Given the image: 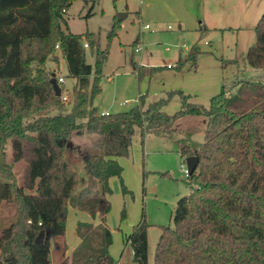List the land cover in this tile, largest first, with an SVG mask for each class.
Returning <instances> with one entry per match:
<instances>
[{"label": "trees", "instance_id": "obj_1", "mask_svg": "<svg viewBox=\"0 0 264 264\" xmlns=\"http://www.w3.org/2000/svg\"><path fill=\"white\" fill-rule=\"evenodd\" d=\"M69 5L70 0H0V202L10 204L14 216L0 233V264H50L53 240L57 264H114L105 215L108 180L120 178L117 158L129 154L135 129L140 143L145 133L170 137L183 115L205 118L202 143L179 148L181 157L195 155L197 162L185 179L188 193L175 201L172 225L160 227L152 263L264 264V10L242 63L228 61L233 71L206 107L177 91L179 108L168 114L163 107L169 91L147 103L138 96L127 110L103 113L93 98L107 44L100 48L92 33L61 29ZM53 48L74 78L64 99L54 96L42 67ZM197 53L191 46L187 58L171 67L179 69L186 60L194 65ZM55 81L61 93L62 83ZM44 108L57 112L34 116ZM73 139L87 140L89 149L81 150ZM73 155L85 177L67 159ZM18 160L24 162L20 183L13 170ZM121 190L126 191L122 184ZM67 206L98 222H75L79 241L65 256ZM146 226L141 218L122 237L132 264H147Z\"/></svg>", "mask_w": 264, "mask_h": 264}, {"label": "rangeland", "instance_id": "obj_2", "mask_svg": "<svg viewBox=\"0 0 264 264\" xmlns=\"http://www.w3.org/2000/svg\"><path fill=\"white\" fill-rule=\"evenodd\" d=\"M225 2L222 11L215 15L216 26L223 29L202 30L199 19L186 16L184 11L181 12L182 22L177 21V0H70L63 13L65 22L60 25L61 29L76 34L92 33L100 48L107 44V55L98 80L100 90L93 98L97 110L108 113L124 111L137 103L138 96L147 103L164 97L169 91L171 95L163 107L168 114L179 108L177 91L188 94L190 101L206 107L210 96L220 91L221 83L233 71L234 66L228 61L237 60L241 64L254 39V32L248 27L240 30L227 27L231 24L246 26L250 24L246 17L254 18L257 14L259 18L264 10V0ZM118 13L124 14L119 20ZM178 23L180 29L177 28ZM144 24L148 28H143ZM136 46L138 49L135 51ZM191 46L198 50L194 65L186 60L179 69L164 67L169 62L177 63L178 58L180 61L186 59ZM84 51L85 61L92 65L90 51L87 47ZM53 55H56V60H53ZM223 62L224 66L221 65ZM42 67L54 79H63L61 96L71 90L74 78L68 75L57 49H52ZM67 107L64 104L62 111H67ZM55 112L56 109L44 108L34 116ZM204 120L199 115L179 116L173 123L176 130L170 137L145 133L142 143L138 129L134 130L129 154L117 158L121 166L120 178L112 176L108 180L109 210L105 215V225L111 236L107 251L114 264H132L130 247L123 244L122 237L141 218L147 225L146 262L153 264L152 255L160 227L172 225L175 201L188 193L186 176L180 166L184 157L178 154V147L182 144L197 149L201 145ZM73 141L81 150L89 149L87 140ZM6 158H10L9 149ZM67 159L78 176L85 177L80 158L73 155ZM23 167L22 160L13 163L19 183ZM121 184L125 192H122ZM68 209L73 212H68ZM122 210L123 216L120 217ZM81 215L80 211L66 207L63 237L67 255L77 239L74 225L81 221ZM13 219L10 204L1 201L0 233ZM54 245L53 240L49 245L50 264L58 263Z\"/></svg>", "mask_w": 264, "mask_h": 264}, {"label": "crops", "instance_id": "obj_3", "mask_svg": "<svg viewBox=\"0 0 264 264\" xmlns=\"http://www.w3.org/2000/svg\"><path fill=\"white\" fill-rule=\"evenodd\" d=\"M178 3H177V21H179L180 23L182 22V19H184L182 16H181V12L184 11L185 12V15L188 16V17H196L199 19V23H201V29L202 30H217V29H223V28H220V27H217L216 25V14L219 13L220 11H222V6L223 4H225V0L224 2H220L219 0V3L211 0V2L209 3L207 0H177ZM183 1V3L181 5L180 2ZM227 1V0H226ZM220 6V7H219ZM213 12V13H212ZM184 15V16H185ZM185 16V17H186ZM260 17V16H259ZM258 16L256 14V16H254V18L252 17H246V20H248V23L250 22V24H247L246 26L245 25H240V24H231V26H228L227 29H231V28H235L237 30H240V29H243V28H250V30H253L254 32V27L256 25V22L258 20ZM238 22V21H237ZM177 28L180 29V24L178 23L177 24ZM225 29V28H224ZM254 40V39H253ZM253 42V41H252ZM176 61H180V59L178 58ZM167 64H171L170 62L167 63ZM173 65V64H171ZM222 66L225 65V63H221ZM166 68V64L164 66ZM172 68V67H171ZM103 113H107V112H103ZM205 124V120L203 121V125ZM182 146V144L179 145L178 147V154H179V148ZM188 146V145H186ZM189 147V146H188ZM190 148V147H189ZM191 149V148H190ZM108 198V196H107ZM69 210L72 211V209H68V212ZM83 215H81V221H88V222H91L92 224H96L98 222V219L97 217H93V218H90L85 212H82L80 211ZM78 238L76 239L75 241V244L78 243ZM75 244L71 247L70 251L72 250V248H74ZM68 253L65 252V256H67ZM117 263V262H116Z\"/></svg>", "mask_w": 264, "mask_h": 264}, {"label": "water", "instance_id": "obj_4", "mask_svg": "<svg viewBox=\"0 0 264 264\" xmlns=\"http://www.w3.org/2000/svg\"><path fill=\"white\" fill-rule=\"evenodd\" d=\"M123 16H124V14L118 13L117 14V20H119ZM49 83L51 85L54 96H59V86L57 85L53 75L50 76ZM184 162H185V165L187 168V173L189 174L194 170V168L196 166L197 157L195 155H189V156L184 158Z\"/></svg>", "mask_w": 264, "mask_h": 264}, {"label": "built area", "instance_id": "obj_5", "mask_svg": "<svg viewBox=\"0 0 264 264\" xmlns=\"http://www.w3.org/2000/svg\"><path fill=\"white\" fill-rule=\"evenodd\" d=\"M143 28H148L147 24H144V25H143ZM82 46H83L84 48H86V44H85V43H83ZM137 49H138V48H137V46H136V47L134 48V50L136 51ZM171 66H172L171 64H166V67H167V68H169V67H171ZM57 82H58V83H62V82H63V79H62L61 77H58V78H57ZM57 85H58V84H57ZM59 94H60V92H59ZM61 98L64 99V95H62ZM180 166H181V169H182L184 175L187 176L188 173H187V168H186L185 162H183L182 165H180Z\"/></svg>", "mask_w": 264, "mask_h": 264}]
</instances>
